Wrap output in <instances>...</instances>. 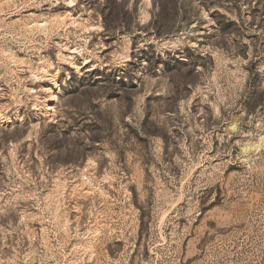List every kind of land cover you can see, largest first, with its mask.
<instances>
[{
	"label": "rangeland",
	"instance_id": "obj_1",
	"mask_svg": "<svg viewBox=\"0 0 264 264\" xmlns=\"http://www.w3.org/2000/svg\"><path fill=\"white\" fill-rule=\"evenodd\" d=\"M0 264H264V0H0Z\"/></svg>",
	"mask_w": 264,
	"mask_h": 264
}]
</instances>
